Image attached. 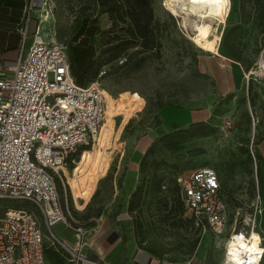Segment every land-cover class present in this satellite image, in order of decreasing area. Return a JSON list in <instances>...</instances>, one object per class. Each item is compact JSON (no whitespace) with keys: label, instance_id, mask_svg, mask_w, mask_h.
<instances>
[{"label":"rangeland","instance_id":"rangeland-1","mask_svg":"<svg viewBox=\"0 0 264 264\" xmlns=\"http://www.w3.org/2000/svg\"><path fill=\"white\" fill-rule=\"evenodd\" d=\"M43 1H38V19L32 26L40 20L42 34L50 41L70 47L78 42L76 35L83 19H96L99 30L93 39L100 54L113 36L112 30H120L98 0H48V5ZM171 1L153 0L152 4L161 45L145 49L136 43L126 51L125 64L107 65L110 70L100 79L107 101L106 120L95 147L83 156L80 150L72 154L61 171L59 191L70 225L59 222L53 229L74 244L75 228L81 227L85 248H91L101 213L109 211L117 217L125 210L134 222L138 244L157 260L166 264L192 260L222 264L225 233L215 237L202 232L184 202L173 199L177 189L181 196L178 178L204 166L218 171L232 221L241 224L258 196L264 198V165L250 153L253 150L257 154L260 140L263 110L258 88L264 86V77L258 76L249 84L244 75L261 61L264 20L253 0H231L227 25L220 30L219 54L214 48L202 47L203 40L193 35L190 26H184ZM31 39L32 35L28 43ZM224 43L233 47L236 57L226 52ZM236 72L241 74L239 79ZM166 105L209 106L212 115L206 121L167 132L159 119V110ZM112 117L115 122L107 139L104 126ZM150 133L154 141L143 155L135 157L136 149L148 144ZM149 149L143 169L141 161ZM88 152H93L94 160L86 170H79ZM89 172L93 182L88 188ZM153 181L163 184L159 197L149 195L146 202H129L141 183L149 186ZM4 202L33 211L46 249L57 251L63 264H70L67 252L51 235L36 205L27 200L2 199L0 213ZM48 264L53 263L48 260Z\"/></svg>","mask_w":264,"mask_h":264},{"label":"built area","instance_id":"built-area-1","mask_svg":"<svg viewBox=\"0 0 264 264\" xmlns=\"http://www.w3.org/2000/svg\"><path fill=\"white\" fill-rule=\"evenodd\" d=\"M42 4L48 5V0ZM37 8L36 0H30L25 8L17 58L0 62V199L27 200L36 205L73 264H110L85 253L81 227L75 228L74 244L53 229L59 222L70 225L57 178L62 179L61 171L72 154L80 150L83 156L99 141L107 107L100 79L110 69L104 66L96 80L80 85L71 73L67 45L46 39L40 20L30 32L32 12ZM127 60L123 55L116 63L121 66ZM262 64L264 50L261 61L244 74L248 83L264 77ZM251 153L255 159L253 150ZM178 180L181 198L196 226L215 237L225 233V255L231 253L229 241L240 237L248 242L256 233L261 249L253 254L258 257L255 264H263L264 242L257 231L264 210L260 195L239 224L232 221L216 169L200 167ZM252 259L247 257L242 264H253ZM0 264H48L44 233L33 211L8 208L0 215Z\"/></svg>","mask_w":264,"mask_h":264},{"label":"trees","instance_id":"trees-1","mask_svg":"<svg viewBox=\"0 0 264 264\" xmlns=\"http://www.w3.org/2000/svg\"><path fill=\"white\" fill-rule=\"evenodd\" d=\"M98 1L104 12L109 14L114 25L116 27L120 26V30H112V32H114L113 36L106 42L105 48L101 49L100 54H98V48L93 39L99 30L96 25L97 20L93 19L91 22L89 18L83 19L76 35V41L78 42L70 47L67 45L71 73L80 85H87L96 80L100 70L104 66L116 63L117 60L121 56L126 55V51L136 43H140L145 49H156L161 45L159 38L160 29L155 24L154 20L153 0ZM253 2L260 9L261 19L264 20V0H253ZM224 48L228 54L236 57L231 45L224 43ZM252 81L253 79H250L249 84H251ZM249 91L252 95V86H249ZM152 147L153 145L151 148ZM150 149L145 153L141 161L143 169L146 167L147 156L151 152ZM256 153L257 154L254 153L255 160L258 159V161L264 165V159L258 152ZM257 171L258 174L261 173L259 168ZM57 185L61 190L62 186L58 178ZM162 187L163 184L158 181H153L149 186L141 183L131 194L129 202H146V198L149 195L152 196V198L156 196L159 197L162 193ZM0 200L2 202V199ZM4 200L10 201L8 199ZM173 200L175 202H183L179 194V189H177L176 197ZM4 204L2 213L8 208L23 209V207L11 206L8 202H4ZM130 209L136 210L133 207ZM2 213H0V215H2ZM45 254L47 261L50 260L53 264H63L64 262V260L59 259L60 254L55 250L46 249L45 247ZM68 258L70 259L69 255ZM70 264H72L71 261Z\"/></svg>","mask_w":264,"mask_h":264},{"label":"crops","instance_id":"crops-1","mask_svg":"<svg viewBox=\"0 0 264 264\" xmlns=\"http://www.w3.org/2000/svg\"><path fill=\"white\" fill-rule=\"evenodd\" d=\"M29 1L30 0H0V62H11L18 56L21 45L20 30L24 22L25 8ZM38 1L39 0H36L37 4ZM39 10L40 9L37 8L32 12L33 19L30 25L31 33L34 32L37 25L36 24L34 27L32 26L35 19H38V15L36 14ZM240 75L239 72H236L235 78L239 79ZM258 94L262 102L263 121L260 125V140L256 147L257 152L264 159V86L258 88ZM211 115L212 110L209 106L195 105L186 108H176L166 105L159 110V119L162 122L161 127L167 132L175 128L186 127L192 123L206 121ZM149 135H151V133ZM154 139L155 137L153 135L149 136L148 144L143 148H137L135 157L143 155ZM262 200L264 203V198ZM99 221L100 224L95 228L93 234L95 239L93 247H84V251L87 255L110 264H166L157 260L148 250L140 247L136 240L134 222L125 210L120 212L117 217L112 215V213L110 214L109 211L106 212V215L101 213ZM257 231L264 242V210L259 217ZM57 235L60 237L58 233ZM188 264L197 263H193L192 260L188 262Z\"/></svg>","mask_w":264,"mask_h":264},{"label":"bare ground","instance_id":"bare-ground-1","mask_svg":"<svg viewBox=\"0 0 264 264\" xmlns=\"http://www.w3.org/2000/svg\"><path fill=\"white\" fill-rule=\"evenodd\" d=\"M171 6L175 13L183 19L184 26H190L193 30V35L203 40V48H214L220 54L219 42L222 40V31L220 30H223L227 25L232 9L231 0H172ZM261 68L264 70L263 64ZM114 122L115 120L112 117L108 124L104 126V135L107 139L110 137ZM93 158V152H88L86 161L79 167V170H86L94 160ZM91 175L89 172L86 178L88 188L93 182ZM227 246L231 253L225 255L224 251L222 264L226 262L228 264L231 262L242 264L247 257L257 260L256 255L253 254L259 252L261 249L259 246V236L256 233L253 234V239L248 242L237 237L235 240L229 241Z\"/></svg>","mask_w":264,"mask_h":264},{"label":"clouds","instance_id":"clouds-1","mask_svg":"<svg viewBox=\"0 0 264 264\" xmlns=\"http://www.w3.org/2000/svg\"><path fill=\"white\" fill-rule=\"evenodd\" d=\"M256 259H258V257ZM253 264H255V259L253 260Z\"/></svg>","mask_w":264,"mask_h":264}]
</instances>
